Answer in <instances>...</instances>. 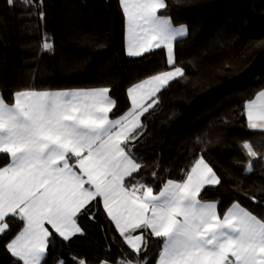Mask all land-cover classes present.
<instances>
[{
    "label": "snow or ice",
    "instance_id": "obj_1",
    "mask_svg": "<svg viewBox=\"0 0 264 264\" xmlns=\"http://www.w3.org/2000/svg\"><path fill=\"white\" fill-rule=\"evenodd\" d=\"M193 2L118 0L126 55L144 57L166 49L169 70L128 87L130 106L116 118L110 115L117 101L109 86H33L15 91L11 103L0 93V238L8 236L10 222L22 224L4 244L13 264H46L56 238L70 242L83 236L79 218L95 219L92 209L101 204L127 251L121 247L112 254L109 246L103 258L71 256L73 264H264V215L239 201L221 214L218 201L203 200L208 186L222 184L203 154L180 181L167 179L159 191L138 175L147 166L134 152L146 141L142 117L157 110L159 94L171 82L188 80L177 63L175 45L189 36V27L175 25L165 13ZM6 3L19 6L21 18L45 20V0ZM256 47H264V41ZM40 48L41 53L55 52L54 39L46 32ZM242 115L248 129L264 133V89L244 102ZM195 142L205 145L202 152L211 145L200 136ZM240 149L246 157L242 175L253 173L256 160L264 164V154L251 142L244 141ZM157 175L151 173L153 179ZM233 190L247 196L241 186ZM248 198L264 208L256 196ZM56 264L68 262L58 258Z\"/></svg>",
    "mask_w": 264,
    "mask_h": 264
},
{
    "label": "trees",
    "instance_id": "obj_2",
    "mask_svg": "<svg viewBox=\"0 0 264 264\" xmlns=\"http://www.w3.org/2000/svg\"><path fill=\"white\" fill-rule=\"evenodd\" d=\"M44 10V21L21 18L19 6L9 7L6 0H0V93L9 103L15 91L33 86H109L117 101L110 114L115 118L130 106L128 87L169 70L165 49L144 57L126 55L118 0H45ZM165 14L175 25L189 27V36L175 45L177 63L184 67L188 80L171 82L159 94L157 110L142 117L147 124L146 141L134 152L147 166L138 175L159 191L167 179L180 181L183 171L203 154L222 184L208 186L201 198L218 201L221 214L239 201L264 215V208L248 198L256 196L264 203V192L259 191L264 188V164L256 160L253 173L242 175L246 157L240 149L249 141L264 154V133L248 129L242 115L244 102L264 89V47H256L264 41V0H194L186 7L171 6ZM45 32L54 39V53H41ZM229 72L230 76L221 75ZM198 136L211 141L203 152L205 145L195 142ZM153 171L158 172L155 179ZM233 186H241L247 196ZM92 211L95 219L79 218L84 235L70 242L57 237L49 247L46 264H56L58 258L73 264L71 256L99 260L109 246L112 254L121 247L127 251L102 204ZM10 226L8 236L0 238V264H13L4 244L22 224L15 221Z\"/></svg>",
    "mask_w": 264,
    "mask_h": 264
},
{
    "label": "crops",
    "instance_id": "obj_3",
    "mask_svg": "<svg viewBox=\"0 0 264 264\" xmlns=\"http://www.w3.org/2000/svg\"><path fill=\"white\" fill-rule=\"evenodd\" d=\"M166 50V49H165ZM166 55H167V52H166ZM112 118V117H111ZM116 118V117H115Z\"/></svg>",
    "mask_w": 264,
    "mask_h": 264
}]
</instances>
